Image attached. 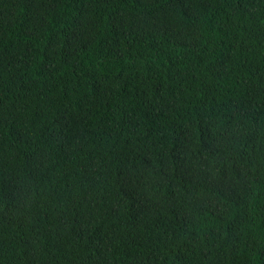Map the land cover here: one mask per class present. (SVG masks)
Wrapping results in <instances>:
<instances>
[{
  "label": "trees",
  "instance_id": "1",
  "mask_svg": "<svg viewBox=\"0 0 264 264\" xmlns=\"http://www.w3.org/2000/svg\"><path fill=\"white\" fill-rule=\"evenodd\" d=\"M0 264H264V0H0Z\"/></svg>",
  "mask_w": 264,
  "mask_h": 264
}]
</instances>
